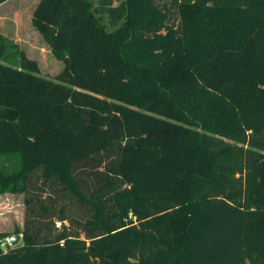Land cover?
Instances as JSON below:
<instances>
[{"label":"trees","instance_id":"obj_1","mask_svg":"<svg viewBox=\"0 0 264 264\" xmlns=\"http://www.w3.org/2000/svg\"><path fill=\"white\" fill-rule=\"evenodd\" d=\"M169 3L38 0L52 79L0 35V264H264V0Z\"/></svg>","mask_w":264,"mask_h":264},{"label":"rangeland","instance_id":"obj_2","mask_svg":"<svg viewBox=\"0 0 264 264\" xmlns=\"http://www.w3.org/2000/svg\"><path fill=\"white\" fill-rule=\"evenodd\" d=\"M37 1L0 0V35L4 36L10 42V45H7L8 52L13 50L14 46L12 44H17V46L24 50L28 57L37 61L39 75L52 79L62 68V62L52 56L49 48L30 23L31 13ZM150 1L154 4H159V7L165 12L163 23L169 27L173 26L176 29L175 24L177 18L174 13L175 8L170 5L169 0ZM157 32L160 33L159 31ZM174 33L176 34V32ZM8 63L14 65L16 61L9 58ZM228 108L229 111L227 113V108L221 107L215 116V120L212 119L214 122L211 120V117H207L208 125L210 123L212 126L215 124L214 126H218L219 128H227L235 124L240 115V111L238 115L236 110L230 106ZM198 120L196 117H191V126L195 136H198L201 132H206V128L203 127L202 129L201 123ZM0 160H3L1 155ZM22 198L23 196L19 193H0V232L11 233L15 226L22 227ZM56 225L59 226L60 222L56 221ZM11 235L6 237H10Z\"/></svg>","mask_w":264,"mask_h":264},{"label":"water","instance_id":"obj_3","mask_svg":"<svg viewBox=\"0 0 264 264\" xmlns=\"http://www.w3.org/2000/svg\"><path fill=\"white\" fill-rule=\"evenodd\" d=\"M21 238L20 234H14L9 237V240L7 242L8 246L12 247L18 244L19 240Z\"/></svg>","mask_w":264,"mask_h":264},{"label":"built area","instance_id":"obj_4","mask_svg":"<svg viewBox=\"0 0 264 264\" xmlns=\"http://www.w3.org/2000/svg\"><path fill=\"white\" fill-rule=\"evenodd\" d=\"M8 240H9V237H5L4 239L1 240L0 245L4 248Z\"/></svg>","mask_w":264,"mask_h":264},{"label":"crops","instance_id":"obj_5","mask_svg":"<svg viewBox=\"0 0 264 264\" xmlns=\"http://www.w3.org/2000/svg\"><path fill=\"white\" fill-rule=\"evenodd\" d=\"M5 196H7V195H5Z\"/></svg>","mask_w":264,"mask_h":264}]
</instances>
